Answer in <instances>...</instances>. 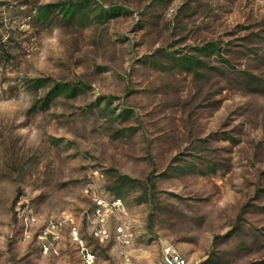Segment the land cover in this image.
<instances>
[{"label":"rangeland","instance_id":"rangeland-1","mask_svg":"<svg viewBox=\"0 0 264 264\" xmlns=\"http://www.w3.org/2000/svg\"><path fill=\"white\" fill-rule=\"evenodd\" d=\"M72 226L93 264H264V0H0V264H85Z\"/></svg>","mask_w":264,"mask_h":264},{"label":"built area","instance_id":"built-area-1","mask_svg":"<svg viewBox=\"0 0 264 264\" xmlns=\"http://www.w3.org/2000/svg\"><path fill=\"white\" fill-rule=\"evenodd\" d=\"M124 210L123 202L120 198L106 199L99 198L96 200L94 216L96 217V225L93 228V235L100 241H107L111 238L108 228V222L112 215L119 214ZM36 217L33 215L25 216L27 225L35 222ZM62 224L56 221H49L43 226L38 233L39 242L45 253L53 250L60 234ZM71 234L73 240L81 248L83 261L85 264H93L95 255L84 245L83 239L80 237L77 227H71ZM133 235L128 227L123 222H119L115 226L114 239L119 245H128L131 242ZM119 264H141L135 260L134 256L125 253ZM160 264H198V262L186 258L177 247L172 244H167L163 248Z\"/></svg>","mask_w":264,"mask_h":264}]
</instances>
